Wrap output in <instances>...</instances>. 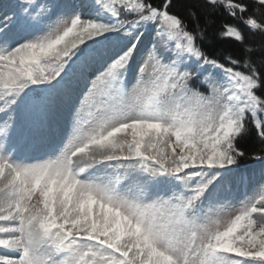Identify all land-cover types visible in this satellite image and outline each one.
I'll use <instances>...</instances> for the list:
<instances>
[{
  "label": "snow or ice",
  "instance_id": "6c2138e0",
  "mask_svg": "<svg viewBox=\"0 0 264 264\" xmlns=\"http://www.w3.org/2000/svg\"><path fill=\"white\" fill-rule=\"evenodd\" d=\"M0 264H264V0H0Z\"/></svg>",
  "mask_w": 264,
  "mask_h": 264
},
{
  "label": "trees",
  "instance_id": "16d2710c",
  "mask_svg": "<svg viewBox=\"0 0 264 264\" xmlns=\"http://www.w3.org/2000/svg\"><path fill=\"white\" fill-rule=\"evenodd\" d=\"M220 19H223V17L218 16L216 24H214L208 28L207 37H206L205 41L203 42L204 50L209 55L218 56L221 59H222L223 55L229 51L232 52L233 55L241 54V46L239 44H236L234 41L221 40V39L216 38L215 33H216L217 28L219 26ZM258 40H259V37H256L255 41H250V42L255 43ZM254 138H255V130L253 129L251 136L249 138H246L244 141L241 142V146L244 147L245 150L249 153H251L254 150H258V148H259L258 140H255ZM242 163L253 164L256 162L248 160V161H244Z\"/></svg>",
  "mask_w": 264,
  "mask_h": 264
},
{
  "label": "rangeland",
  "instance_id": "374dc122",
  "mask_svg": "<svg viewBox=\"0 0 264 264\" xmlns=\"http://www.w3.org/2000/svg\"><path fill=\"white\" fill-rule=\"evenodd\" d=\"M148 39H150V37H146V38H145V41L147 42V41H148ZM257 167H259V166H257ZM237 195L239 196V195H240V193H237Z\"/></svg>",
  "mask_w": 264,
  "mask_h": 264
}]
</instances>
